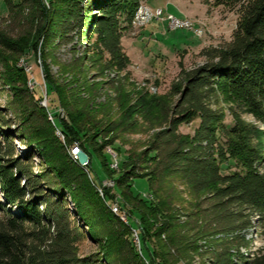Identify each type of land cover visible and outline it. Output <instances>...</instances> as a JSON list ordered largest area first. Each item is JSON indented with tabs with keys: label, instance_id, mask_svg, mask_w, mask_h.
Instances as JSON below:
<instances>
[{
	"label": "trees",
	"instance_id": "16d2710c",
	"mask_svg": "<svg viewBox=\"0 0 264 264\" xmlns=\"http://www.w3.org/2000/svg\"><path fill=\"white\" fill-rule=\"evenodd\" d=\"M3 1L12 14L24 17L32 30L19 38L0 30V81L10 86L15 96H22L24 103L15 130L0 110V264H145L134 250L130 227L111 211L84 168L69 156L78 143L89 155L90 164V151L81 139L89 138L96 129L95 138L115 128L112 125L106 130L96 123L89 102L46 72L49 90L68 112V121L56 124L65 138L63 143L45 109L26 88L28 76L16 66L27 50L37 49L42 34L50 45L56 37L72 41L69 34L77 31L80 43L86 46L85 60L103 63L106 70L126 71L130 59L122 47L126 30L122 23L124 19L131 22L139 0H57L49 8L43 0ZM201 55L207 62L183 72L177 104L163 111L169 128L158 132L152 141L153 166L143 178L155 195L162 192L157 185L170 179L184 183L196 196L206 195L209 204L194 215L204 223L199 233L221 235L212 253L215 264H235L232 250L248 247L246 234L256 225L264 230V155L250 145L254 128L242 117L251 114L264 124V0H251L245 7L231 43L204 49ZM226 109L235 122L231 129L224 126ZM192 118L200 120L194 134L181 135L178 126ZM16 139L29 148L22 157ZM36 151L48 165L37 175L31 163ZM228 155L238 161L242 171L222 173L221 163ZM106 160L112 172L113 160ZM136 170L133 164L116 183L130 187L124 193L126 198L141 200L142 208L137 210L145 247L164 236L161 249L154 251L161 259L159 264L186 256L188 238L177 230L176 218L167 215L170 204L166 197L154 204L132 191L131 182L140 178ZM66 193L81 222L103 242V259L78 256L76 243L86 236L68 208ZM240 262L264 264V254Z\"/></svg>",
	"mask_w": 264,
	"mask_h": 264
},
{
	"label": "rangeland",
	"instance_id": "374dc122",
	"mask_svg": "<svg viewBox=\"0 0 264 264\" xmlns=\"http://www.w3.org/2000/svg\"><path fill=\"white\" fill-rule=\"evenodd\" d=\"M43 1L49 8L50 3L57 0ZM250 1L139 0L131 22L124 19L122 23L126 28L122 47L130 59L124 72L106 70L102 67L103 63L95 64L85 60L86 46L85 43H80L77 31L69 34L72 41L63 42L56 37L50 45L47 44L45 34H42L38 39L37 49L27 50L17 61V68L28 76L26 88L35 96L39 106L45 109L48 120L54 127L56 124L59 126V120L68 121V112L60 106L57 96L49 90L45 82L46 72L59 83L68 84L82 101L89 102L96 123L104 126L106 130L112 125L115 128L95 138L94 134L98 131L96 129L88 134L89 138H82L81 141L90 151L92 160L89 164L90 157L86 153L88 163L82 165L77 162V165L84 168L90 184L111 211L130 227V240L134 250L145 264L161 262L154 251L155 248L157 252L161 249L164 236L154 239L145 247L141 237L140 213L137 210L142 208L141 200L138 197L127 199L124 193L130 187L117 186L116 181L133 164L137 166L136 172L140 175L139 179L131 182L134 194H139L142 199L154 204L166 197L165 200L170 204L167 215L176 218L173 223L179 224L177 230L188 238L186 256H177L168 264H215L212 255L214 245L222 237L209 232L201 235L199 230L204 223L202 219L197 221L194 218L198 210L209 204L205 202L207 196H196L187 185L172 179L158 184L157 187L162 192L161 195H155L149 191L148 180L143 177L153 166L151 159L154 153H150L152 141L158 132L169 128L163 111L177 104L183 72H189L207 62L201 55L204 49L227 46L232 42L245 7ZM139 8L148 9L152 13L161 9L163 15L160 18L151 15L148 20L139 24L134 21ZM169 16L187 22L191 27L174 29L168 20ZM0 30L10 37L19 38L27 36L32 27L24 17L12 14L4 1L0 0ZM87 56L92 58L93 55ZM78 58L80 61L76 62ZM1 70L0 67V72ZM15 95L10 86L0 81V110L6 119H11V130H15L20 124L22 116L18 112L24 106V103L21 104L22 96ZM225 114L224 126L231 129L235 125L234 119L227 109ZM242 117L254 128L255 134L250 145L264 155V124L251 114H243ZM199 123L198 118L188 119L178 126V132L184 136L193 135ZM55 132L64 143L65 138L57 127ZM87 139H90L89 144ZM15 144L19 156L22 157L28 152L29 148L19 139L15 140ZM90 144L97 153L92 151ZM106 157L117 160L118 168L111 167L112 172L109 171ZM31 163L35 175L48 166L37 151ZM221 168L223 174L243 170L238 166V161L229 155L221 163ZM66 194L68 208L86 236L76 243L78 256L85 258L96 255L103 259V242L81 222L70 195ZM114 207L118 208L117 213L113 211ZM12 210L15 211L16 208L13 207ZM246 238L249 241L248 247H241L239 251L232 250L235 264H246L240 262V259L252 260L264 254V230L256 225L246 234ZM102 264L107 263L102 261Z\"/></svg>",
	"mask_w": 264,
	"mask_h": 264
},
{
	"label": "built area",
	"instance_id": "2783aa9c",
	"mask_svg": "<svg viewBox=\"0 0 264 264\" xmlns=\"http://www.w3.org/2000/svg\"><path fill=\"white\" fill-rule=\"evenodd\" d=\"M140 12H141V19H145V20H148V19L150 18L151 15H154V16H156V17H158V18H160V17L163 15V12H162L161 9H160V10H157L155 13H154V12L152 13V11H150V10H148V9L141 8ZM168 20L171 22V25H172V27H173L174 29H178V28H180V25H187L188 28L191 27V26H189V24L179 23V22L176 20V18L173 17V16H169V17H168ZM73 148H75V154L79 157V154H80L81 151H82L80 145H79L78 143H75V144L73 145ZM117 164H118L117 160H114V161L112 162L113 167H116ZM115 208H117V207H115ZM117 209H118V208H117Z\"/></svg>",
	"mask_w": 264,
	"mask_h": 264
},
{
	"label": "bare ground",
	"instance_id": "6f19581e",
	"mask_svg": "<svg viewBox=\"0 0 264 264\" xmlns=\"http://www.w3.org/2000/svg\"><path fill=\"white\" fill-rule=\"evenodd\" d=\"M140 9V8H139ZM141 10V9H140ZM140 10L137 12V14H136V19L134 20L136 23H144L146 20L145 19H141V12H140ZM154 18V17H153ZM176 20L179 22V23H185V24H189V23H187V22H184V21H180V20H178L177 18H176ZM148 23V22H147ZM183 27H187V25H180V28H183ZM70 157H71V159H72V161L73 162H79V157L75 154V148H72L71 150H70ZM114 158H115V155H114ZM112 167V169H117L118 168V164H117V166L116 167H113V165L111 166ZM113 211L114 212H118V209L117 208H113ZM126 221H128V220H126Z\"/></svg>",
	"mask_w": 264,
	"mask_h": 264
},
{
	"label": "water",
	"instance_id": "95a60500",
	"mask_svg": "<svg viewBox=\"0 0 264 264\" xmlns=\"http://www.w3.org/2000/svg\"><path fill=\"white\" fill-rule=\"evenodd\" d=\"M89 161L88 155L84 152L81 151V153L79 154V162L80 164H87Z\"/></svg>",
	"mask_w": 264,
	"mask_h": 264
}]
</instances>
